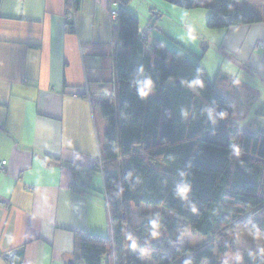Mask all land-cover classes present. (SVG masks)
<instances>
[{
  "label": "crops",
  "instance_id": "1",
  "mask_svg": "<svg viewBox=\"0 0 264 264\" xmlns=\"http://www.w3.org/2000/svg\"><path fill=\"white\" fill-rule=\"evenodd\" d=\"M251 1L239 5L264 9V0ZM143 2L150 6L145 18ZM122 3L140 18L139 30L154 26L149 39L202 54L208 75V54L218 44L233 61L219 57L221 75L242 76L249 85L237 90V103L231 99L235 122L264 133V49L257 48L264 22L203 32L198 24H207L206 9L166 0H72L70 33L68 0H0V163L8 162V173L0 174V264H10L5 256L15 252L16 264H69L77 233L111 234L105 185L96 186V173L86 172L100 158L109 125L94 103L109 99L115 79L123 46L114 13ZM215 31L219 40L209 41ZM136 253L155 264L151 252Z\"/></svg>",
  "mask_w": 264,
  "mask_h": 264
},
{
  "label": "trees",
  "instance_id": "2",
  "mask_svg": "<svg viewBox=\"0 0 264 264\" xmlns=\"http://www.w3.org/2000/svg\"><path fill=\"white\" fill-rule=\"evenodd\" d=\"M166 1L206 9L209 30L264 22V9L242 0ZM116 12L114 95L94 103L109 124L102 163L86 172L103 177L112 229L77 233L72 264H147L137 250L155 264H264V133L238 127L202 54L142 38L127 3ZM188 234L202 242L186 243Z\"/></svg>",
  "mask_w": 264,
  "mask_h": 264
},
{
  "label": "rangeland",
  "instance_id": "3",
  "mask_svg": "<svg viewBox=\"0 0 264 264\" xmlns=\"http://www.w3.org/2000/svg\"><path fill=\"white\" fill-rule=\"evenodd\" d=\"M71 2H72V0H68V3L70 6H71ZM214 2H215V0H213V3ZM245 2L246 3H243L244 5H253L254 4V3H252L251 0H245ZM250 7H253V6H250ZM149 11H150V6H148L146 2H143L142 7H141L142 18H145L146 14H148ZM262 13L264 15V10L262 11ZM160 18L161 17H159V19ZM142 24H145V20H143V19H142ZM198 25H199L198 26L199 30H201L203 32H207L206 30H208V29H206L207 24L205 23V20H204L203 24L201 22V26H200V24H198ZM203 34H205V33H203ZM203 34H201V35H203ZM208 35L210 37L209 41H211V38L214 39V41L216 40V38H217V41L220 38V34L216 31L211 32ZM215 36H216V38H215ZM215 45H217V49H215L214 46H211V50H210L211 52L208 54L211 57L210 59L208 57V62H207L210 79L212 80L213 83H217L216 85L218 86V88L223 93H225V95H227L230 99H234V101H236V103H237V100H240L239 95L237 93V90L242 89L244 86H249V85L244 83L242 76L236 75V76L225 77L223 74L221 75V72H219L220 66H218L219 57H222L223 61L226 60L228 63L229 62L233 63V61H232L230 55H226V54L219 52V45L218 44H215ZM261 50H263V49H261ZM225 74L228 75L226 73V71H225ZM113 80L114 79L111 76L110 82L113 83ZM112 83L110 84L111 85L110 93L108 92L106 95V96H108V98H111L114 95V83L113 84ZM100 99L104 100L103 98H99V100ZM99 103L100 102H97V104H99ZM95 176H96V178H95L94 182H95L96 186L104 184L103 177L100 173H96ZM202 239H203V237H201L199 235L195 236L193 234H188L186 236V241H188V242H186V243H192L191 245H198L202 242ZM15 253L17 254V252H15ZM13 263H15V261H13Z\"/></svg>",
  "mask_w": 264,
  "mask_h": 264
},
{
  "label": "bare ground",
  "instance_id": "4",
  "mask_svg": "<svg viewBox=\"0 0 264 264\" xmlns=\"http://www.w3.org/2000/svg\"><path fill=\"white\" fill-rule=\"evenodd\" d=\"M114 15H115V17H116L117 12H115ZM74 16H75V9H74L73 7H71L70 10L68 11V18H69V20H70V21H73ZM140 33H141V30H139V34H140ZM140 36H141V34H140ZM259 43H261V42H259ZM259 43H258V44H259ZM258 44H257V45H258ZM100 163H102V162H101V158H99V159L97 160V163H96V164H100ZM6 173H8V166L6 167V171H5V172H1V171H0V174H6ZM15 254H16V253H12V254H9V255H6V256H5L6 259L10 262V264H12V262H13V257L15 256ZM69 264H72V260H70Z\"/></svg>",
  "mask_w": 264,
  "mask_h": 264
},
{
  "label": "built area",
  "instance_id": "5",
  "mask_svg": "<svg viewBox=\"0 0 264 264\" xmlns=\"http://www.w3.org/2000/svg\"><path fill=\"white\" fill-rule=\"evenodd\" d=\"M153 32H154V26L148 28L147 30H143V31H141L140 34H141V37H142V38H146L147 35H149V34H151V33H153ZM257 48H258V49H264V42L259 43V44L257 45ZM7 166H8V162H7V161H2V162L0 163V171H1V172H5ZM12 264H15V263L12 262Z\"/></svg>",
  "mask_w": 264,
  "mask_h": 264
},
{
  "label": "clouds",
  "instance_id": "6",
  "mask_svg": "<svg viewBox=\"0 0 264 264\" xmlns=\"http://www.w3.org/2000/svg\"><path fill=\"white\" fill-rule=\"evenodd\" d=\"M180 191L182 194H186L189 191V189L187 188V186H185V187H182Z\"/></svg>",
  "mask_w": 264,
  "mask_h": 264
}]
</instances>
